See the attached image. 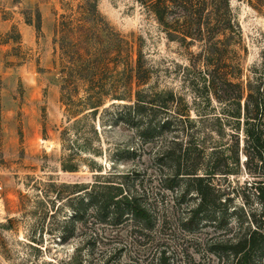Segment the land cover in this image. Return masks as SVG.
Listing matches in <instances>:
<instances>
[{"label":"trees","instance_id":"obj_1","mask_svg":"<svg viewBox=\"0 0 264 264\" xmlns=\"http://www.w3.org/2000/svg\"><path fill=\"white\" fill-rule=\"evenodd\" d=\"M135 1L153 17L168 40L188 51L183 70L191 76L192 100L174 89L150 85L153 65L139 47L133 53V41L115 31L97 9L96 0L65 2L52 37L54 55L58 51L62 70L60 101L68 122L60 132L65 152L60 168L76 172L83 162L91 180L50 181L32 201L25 200L27 195H18L22 222L30 218L32 229L42 228L49 218L47 227L58 234L61 244L82 228L83 245H89L91 253L96 243L110 244L105 242L115 237V228L122 224L129 226L136 246L154 241L153 230L165 226L169 217L149 200L143 182L149 169L142 172L133 168L115 174V160H134L147 153L153 169L149 176L159 177L161 188L175 192V200L185 204L178 222L189 229L198 225L201 213L220 225L221 216L214 210L217 192L213 179L236 173L240 164L237 131L230 133L231 140L222 146L216 145L214 133L242 129L245 160L264 164V55L253 67L252 77L244 83L234 81L235 66L229 57L240 45L241 31L229 0ZM246 1L264 10V0ZM178 68L182 69L181 65ZM236 69L240 70L239 66ZM115 78L122 84L116 92ZM131 79L134 87L127 94ZM199 98L215 99L221 103V112L209 115L192 108ZM96 120L99 126L109 128L124 124L136 135L139 145L117 149L111 155L112 164L105 167L97 160L104 154ZM254 189L264 213V183ZM59 211L67 214L59 216ZM15 221L8 218L0 227L11 229ZM253 222L255 225L243 232L207 243V251L222 264H262L264 230L255 219ZM32 238L29 246L35 242ZM79 250L75 257L81 260ZM166 252L161 248L151 255L150 264H170ZM102 257L100 264L115 258V245Z\"/></svg>","mask_w":264,"mask_h":264},{"label":"rangeland","instance_id":"obj_2","mask_svg":"<svg viewBox=\"0 0 264 264\" xmlns=\"http://www.w3.org/2000/svg\"><path fill=\"white\" fill-rule=\"evenodd\" d=\"M77 1L0 0V224L8 218L16 219L11 229L0 227L5 241L4 246L0 236V264H46L48 261L100 264L104 259L102 253L113 245L115 258L107 264H150L151 255L161 248L167 251L170 264H222L207 251V243L243 232L255 225L253 219L264 230L262 203L254 189L264 183V164L259 160H245L242 129H221V134H213L216 145L220 146L231 140L230 133L237 131L240 138V164L236 173L213 179L217 192L214 210L215 215L221 216L220 225L204 218L202 213L198 225L192 229L179 223L185 204L180 199V204L175 200V192L161 188L159 177L149 176L153 169L147 153L134 160H115L114 167L115 174L133 168L142 172L149 169L143 181L149 200L169 215L165 226L153 230L154 241L136 246L132 243L129 226L122 224L115 228V237L105 242L110 244L96 243L91 253V247L83 245L82 228L69 242L61 244L57 241L58 234L47 227L49 218L42 228L32 229L30 218L22 222L19 193L27 195L26 201H32L37 199L39 189L48 188L46 184L50 181L82 183L91 180V173L83 162L76 172H63L60 168L65 153L60 132L68 122L60 101L62 70L58 51L54 55L52 37L55 24L65 11V2L75 4ZM229 3L241 31L240 45L234 47L235 52H231L229 59L235 66L234 81L244 83L253 76V67L260 64L264 55V10L251 7L246 0H229ZM96 4L115 31L133 41V53L139 47L153 65L150 85L174 89L191 101L194 95L191 76H186L183 70L188 63V51L176 41L168 40L153 17L135 0H96ZM121 67L119 64V69ZM128 83L131 87L127 94L134 87L133 79ZM120 85L121 80L115 78V92ZM197 103L192 108L202 109L201 113L221 112V103L215 99L199 98ZM95 125L104 154L97 160L105 167L112 164L110 158L117 149L139 145L133 131L122 123L109 128L99 126L96 120ZM62 214L67 212L59 211L58 215ZM32 237L35 242L29 246L27 243ZM77 249H80L81 260L75 257ZM261 263L264 264V257Z\"/></svg>","mask_w":264,"mask_h":264}]
</instances>
